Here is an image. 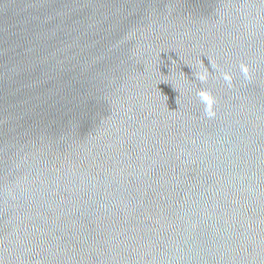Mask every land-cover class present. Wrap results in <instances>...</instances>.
<instances>
[{
    "label": "water",
    "instance_id": "obj_1",
    "mask_svg": "<svg viewBox=\"0 0 264 264\" xmlns=\"http://www.w3.org/2000/svg\"><path fill=\"white\" fill-rule=\"evenodd\" d=\"M0 264H264V0H0Z\"/></svg>",
    "mask_w": 264,
    "mask_h": 264
}]
</instances>
